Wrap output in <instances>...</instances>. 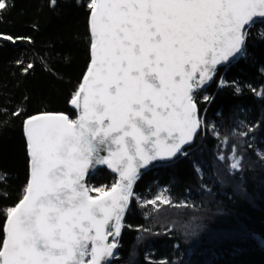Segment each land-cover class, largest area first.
<instances>
[{"label":"snow or ice","instance_id":"6c2138e0","mask_svg":"<svg viewBox=\"0 0 264 264\" xmlns=\"http://www.w3.org/2000/svg\"><path fill=\"white\" fill-rule=\"evenodd\" d=\"M14 6L0 0V19ZM87 8L91 62L70 101L78 119L24 120L30 179L6 210L0 264H110L139 170L188 155L204 130L201 90L220 66L246 55L251 29L264 24V0H88ZM0 40L31 42L4 33ZM228 161L242 170L235 146ZM97 165L118 173L107 190L86 182ZM157 201L172 204L162 194L146 203L159 210Z\"/></svg>","mask_w":264,"mask_h":264},{"label":"trees","instance_id":"16d2710c","mask_svg":"<svg viewBox=\"0 0 264 264\" xmlns=\"http://www.w3.org/2000/svg\"><path fill=\"white\" fill-rule=\"evenodd\" d=\"M14 3L0 19V33L31 42L0 40V241L6 210L23 198L30 179L24 120L44 113L77 119L70 101L91 62L88 0ZM261 32L264 24L258 23L246 55L219 69L214 85L201 91L204 130L188 155L156 163L136 180V200L111 264H264V160L258 155L264 153ZM28 64L33 67L25 72ZM204 95L211 100L204 101ZM17 110L19 117L12 115ZM233 146L243 157L240 171L229 168ZM221 154L224 161L218 159ZM115 182L114 175L100 169L89 185L107 190ZM160 189L172 204L157 201V210L140 201L154 199Z\"/></svg>","mask_w":264,"mask_h":264},{"label":"water","instance_id":"95a60500","mask_svg":"<svg viewBox=\"0 0 264 264\" xmlns=\"http://www.w3.org/2000/svg\"><path fill=\"white\" fill-rule=\"evenodd\" d=\"M240 59V58H239ZM239 59H237V60H239ZM237 60H235V61H237ZM235 61H233V62H235ZM232 62V63H233ZM230 65V64H229ZM225 66H220L219 67V69H221V68H224ZM88 71V70H87ZM84 78H85V76H84ZM84 78H83V80H84ZM83 80H82V82H83ZM215 81H216V78H214V80L209 84V85H207L206 86V88L205 89H203V90H201V91H205V90H207V89H209V88H211L213 85H214V83H215ZM70 107H71V109L77 114V119H78V116H79V110L78 109H76V108H74V106L70 103ZM39 115H42V114H39ZM102 155H106V153H102ZM181 157V156H180ZM179 158V157H178ZM178 158H174L173 159V161H175L176 159H178ZM173 161H171V162H173ZM171 162H169V163H171ZM156 163H161V162H153L151 165H149V166H147L146 168H141L140 170H139V177H140V175H141V173L142 172H144V171H147L148 169H150L154 164H156ZM100 169H106L109 173H111L112 175H114L115 177H116V180L118 179V173H116V172H113L112 171V169L111 168H109L107 165H97L94 169H90L89 170V174H88V176L86 177V182L89 184V181L95 176V174L98 172V170H100ZM135 184V183H134ZM134 186V185H133ZM92 195V194H91ZM127 214V213H126ZM126 216V215H125ZM125 219V218H124ZM122 232V231H121ZM120 238V236L117 238V239H119ZM112 238L111 237H109V240H111ZM118 254H119V252H118V247L114 250V257L111 259V262L114 260V258L115 257H117L118 256ZM111 262H110V264H111Z\"/></svg>","mask_w":264,"mask_h":264},{"label":"rangeland","instance_id":"374dc122","mask_svg":"<svg viewBox=\"0 0 264 264\" xmlns=\"http://www.w3.org/2000/svg\"><path fill=\"white\" fill-rule=\"evenodd\" d=\"M92 187V186H91ZM92 195L93 194H95V195H98V193H95V192H93V193H91ZM163 195L165 198H168V196H167V194H166V190L165 189H160V190H158V192H157V195L154 197V199L158 196V195ZM169 199V198H168ZM149 200H151V199H147L146 197L145 198H141V200L140 201H142V203H144V204H147L146 202L147 201H149ZM153 200V199H152ZM160 208V207H159ZM213 216H220V215H218V214H216V215H213ZM195 227H196V225H195Z\"/></svg>","mask_w":264,"mask_h":264}]
</instances>
